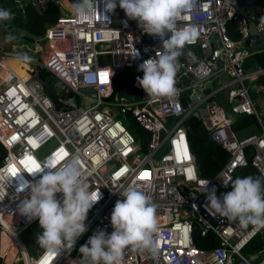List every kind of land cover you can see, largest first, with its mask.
<instances>
[{
  "label": "built area",
  "instance_id": "1",
  "mask_svg": "<svg viewBox=\"0 0 264 264\" xmlns=\"http://www.w3.org/2000/svg\"><path fill=\"white\" fill-rule=\"evenodd\" d=\"M50 0H30L42 12ZM83 3L77 14L74 5ZM69 13L49 25L43 36L32 43L8 42L0 47V258L11 264L21 260L34 264L43 249L29 253L21 234L36 223L22 216L19 207L30 191V184L41 173L62 167L78 159L79 170L89 190L101 193V199L89 210L87 231L111 233V213L122 188L136 186L150 197L158 220V253L129 246L121 264H233L235 257L245 264H264V247L253 263L242 248L256 234L250 225L243 228L208 211L205 189L215 187L217 196L227 193L224 178L233 179L234 171L250 162L264 177V129L239 136L231 127L234 115L254 114L262 123L261 110L246 80H254L264 98V82H257L264 67L245 68L247 55L264 47L246 48L241 41L249 34L250 14L256 17L258 31L264 30V4L257 0H193L192 7L177 20L178 28H194V49H185L178 58L174 95L147 96L140 87L134 96L126 89L114 90L113 66L136 68L143 60L163 52L158 37L145 34L137 20L129 19L119 6L106 14L102 0H79ZM229 23L239 37L228 33ZM0 25L8 29L0 21ZM9 30V29H8ZM46 40V41H45ZM41 50V53L39 51ZM27 56V59H23ZM138 56V57H137ZM13 57L24 68L18 73L6 61ZM40 68L57 79L55 86L65 92L57 106L44 89ZM227 78H222L226 76ZM210 81L208 92L199 95ZM215 84H217L215 86ZM225 89L229 112L216 101H208ZM125 90L130 99L117 96ZM193 96H196L194 99ZM187 98L186 105L182 99ZM204 108L201 118L209 137L221 145L228 158L211 176L198 173L195 156L187 138L188 116ZM133 120L147 131L136 137L121 119ZM50 146L42 151L44 146ZM252 145L248 158L246 146ZM63 200V194L57 193ZM198 227L201 235L213 233L219 244L203 249L194 240ZM62 249L49 264H78L82 259L75 249ZM15 250L10 260L9 253Z\"/></svg>",
  "mask_w": 264,
  "mask_h": 264
},
{
  "label": "clouds",
  "instance_id": "2",
  "mask_svg": "<svg viewBox=\"0 0 264 264\" xmlns=\"http://www.w3.org/2000/svg\"><path fill=\"white\" fill-rule=\"evenodd\" d=\"M193 0H102L106 14L115 13L119 6L129 19L137 20L145 34L158 37L163 52L143 60L138 70L137 86L147 96L174 95L178 58L186 44L196 37L194 28H178L181 14L192 7ZM77 14L85 11L83 3L74 5ZM11 18L6 8L0 7V21ZM11 39V37H9ZM138 57V56H137ZM23 59H27L24 56ZM38 180L30 184V191L19 207L22 216L29 221L38 219L42 234L37 243L43 254L34 264H49V257H58L62 249L71 250L77 239L87 231L89 210L101 199V193L89 190L79 170L78 159L62 167L47 171L39 169ZM232 185V191L217 196V189H205L207 209L238 221L243 228L264 229V177H230L224 183ZM63 194V200L57 198ZM124 199H118L111 213L113 231L109 234L98 230L79 248L82 254L78 264H121L124 250L137 247L158 253V220L155 205L149 196L136 186L129 185L120 191Z\"/></svg>",
  "mask_w": 264,
  "mask_h": 264
},
{
  "label": "trees",
  "instance_id": "3",
  "mask_svg": "<svg viewBox=\"0 0 264 264\" xmlns=\"http://www.w3.org/2000/svg\"><path fill=\"white\" fill-rule=\"evenodd\" d=\"M68 1L71 4H76L79 0ZM257 1L264 4V0ZM57 3V0H50L48 6L42 12H37L29 2L24 6L23 15L20 17L16 14H13L11 17L12 22L10 23L12 24L14 30L19 27H22L26 30L27 34H20L19 36H25L28 39H32L33 37H41L46 32L48 26L55 23L58 18L62 16ZM0 7H7V10L13 11L16 8L15 1L6 0L5 5L0 4ZM228 33L232 38L237 39L239 37V33L233 23H229ZM5 39V35L0 32V47H4L8 44ZM194 48L195 46L186 44L183 50ZM254 54L257 64L260 67H264V50ZM134 71V69L131 70L125 66L119 67V69L116 71L114 70V90L116 91L119 89H126L134 96L139 95L140 89L138 92L137 81L133 80V76L135 74ZM39 75L43 81L44 89L47 94L53 99L57 106H61L62 102L60 99L66 95H70L72 92H65L63 89L55 86V81L57 78L46 69L40 68ZM256 81L264 82V73L259 75ZM185 124L187 125V138L190 148L195 156L198 173L202 176L214 175L226 162L228 158V152L209 137V133L199 116L194 114L188 116V118L185 120ZM251 125H257V132L260 131V125L257 121V117L254 114L242 113L233 116L231 121V127L237 131L239 136H242V132ZM129 129L136 137H147V131L134 123L133 120H129ZM252 152L253 147L252 145L248 144L246 146V154L249 159L252 155ZM246 176L262 177L258 169L250 162H248V164L245 166L238 167L234 171L233 180L237 177L242 178ZM232 190V185L230 183L226 191L230 192ZM193 236L195 243L203 249H209L219 244L218 238L213 233L208 232L205 235H201L197 226L194 229ZM262 247H264V229H262V232L256 234L247 244H245L242 249L256 252ZM75 251L79 252V249H75ZM0 264H5L2 262L1 258ZM11 264H23V262L21 260H17ZM238 264L245 263L238 259Z\"/></svg>",
  "mask_w": 264,
  "mask_h": 264
},
{
  "label": "rangeland",
  "instance_id": "4",
  "mask_svg": "<svg viewBox=\"0 0 264 264\" xmlns=\"http://www.w3.org/2000/svg\"><path fill=\"white\" fill-rule=\"evenodd\" d=\"M58 4V6H59V10H60V14L61 15H65V14H67V13H69V10L67 9H65L64 8V4L63 3H57ZM10 20V22H12L11 20V18L9 19ZM0 32L2 33V34H4L5 35V37H6V42H13V43H15L16 45L17 44H25V43H32V39H35V38H37V37H33L32 39H28L27 37H25V36H19L20 34H22V35H25V34H27V32H26V30L24 29V28H22V27H19V28H16L15 30H13V31H10V30H8V29H6V28H4L3 26H1L0 25ZM9 37H11V39H9ZM39 53H41V50L39 51ZM107 63L108 64H110L112 67H113V69L116 71V70H118L119 69V67H116V66H113V61H112V57H111V55H109L108 56V60H107ZM130 67H128V69H129ZM131 70H135L134 71V76H133V80L135 81L136 80V78L139 76L140 77V75H139V73H138V71H137V69L136 68H130ZM139 89H140V87H138V92H139ZM216 101L217 103H219V104H221L222 105V107L224 108V110L226 111V112H229V108H228V105H227V103L226 102H224V100L222 99V91H219V92H217V94H215V95H213V96H211L209 99H207V100H205L204 101V103H207L208 101ZM116 118H119V119H121L122 120V122L127 126V127H129V120H124L123 119V116H122V114L121 113H117V114H115L114 115ZM134 123H136L135 121H133ZM137 124V123H136ZM250 127H254V126H250ZM255 128V130L254 131H258V128H257V125H256V127H254ZM50 142H49V144H47L46 146H44V148L42 149V151H44L45 149H47L49 146H50ZM42 232H43V229L40 227V225H39V223H36L35 225H32L31 227H29L28 229H26L20 236H21V238L25 241V244H26V247H27V249H28V251H29V253H32V254H35L36 253V251L38 250H41V248H40V246L38 245V243H37V236L39 235V234H42ZM94 233L92 232V229L91 230H89V231H87V233L83 236V239L84 240H87V239H89L92 235H93ZM242 251V253L245 255V256H247L253 263H256L257 261H258V259L257 258H254V259H252V258H250V256L252 255V254H254V253H257V251L255 252V251H246V250H244V249H242L241 250ZM235 257V261H234V263L233 264H238V259H237V257L236 256H234Z\"/></svg>",
  "mask_w": 264,
  "mask_h": 264
},
{
  "label": "crops",
  "instance_id": "5",
  "mask_svg": "<svg viewBox=\"0 0 264 264\" xmlns=\"http://www.w3.org/2000/svg\"><path fill=\"white\" fill-rule=\"evenodd\" d=\"M15 1V0H14ZM29 1L30 0H20V4H21V6H22V8H23V12H22V15H23V13H24V6L27 4V3H29ZM5 2H6V0H4V4L3 5H5ZM57 2L58 3H63L64 4V8L67 10H71L72 9V6H73V4H71L68 0H57ZM0 4H2V3H0ZM16 6V5H15ZM6 9H7V7H6ZM10 13H11V17H12V15L13 14H16L15 13V10H13V11H10ZM17 15V14H16ZM255 22L256 21V17H253L252 16V14H250V18H249V24H252V22ZM8 22L10 23V20L8 19ZM11 24V23H10ZM12 25V24H11ZM250 41H248V36L247 37H245L240 43H241V46H243V47H246V48H254V47H264V44L262 45V46H258V45H256L255 43L253 44V45H250V43L251 42H256V39H249ZM246 41H248V42H250L249 43V46L248 45H246L245 44V42ZM255 54L254 53H251V54H249V55H247L246 56V58H245V62H244V65H245V68L246 69H248V70H251V69H253V68H256V67H259V65L257 64V62H256V59H255ZM222 78H224L225 79V76H223ZM246 83H248V84H250V91H251V93H252V95H253V97H254V99H255V101H256V105H257V108H258V110H261L262 111V113H261V119H262V123L260 122V121H258V119H257V121H258V123H259V125H260V131L261 130H263L264 129V98H263V96L261 95V93L258 91V89H257V87H255V85H254V83H255V81L254 80H246ZM219 91H222V99L224 100V102H226V92H225V89H223V90H219ZM218 91V92H219ZM234 116H236V115H234ZM252 126H254V127H256V125H252ZM254 127H247L243 132H242V136L241 137H243V136H246V135H249V134H252V133H259V132H256V131H254L255 130V128ZM92 232H93V230H92ZM94 233V232H93ZM88 240V239H87ZM87 240H84V239H82L80 242H79V244H78V246L76 247V249H79L82 245H84L86 242H87ZM75 253L76 254H78L81 258H82V254L80 253V252H77V251H75Z\"/></svg>",
  "mask_w": 264,
  "mask_h": 264
},
{
  "label": "water",
  "instance_id": "6",
  "mask_svg": "<svg viewBox=\"0 0 264 264\" xmlns=\"http://www.w3.org/2000/svg\"><path fill=\"white\" fill-rule=\"evenodd\" d=\"M0 3L4 4V0H0ZM15 5H16V8H15V13L18 15V16H22V12H23V8L20 4V0H15ZM3 24H6L8 29L10 31H13L14 28L13 26L8 22V20H5V21H1ZM248 25H249V34H248V41H250L249 39H256V42H248L246 41L245 44L249 46V43L250 45H253L254 43L258 46H262L264 44V30L262 31H258L256 29V26H255V22L253 21L252 24H249L248 22ZM46 41V40H45ZM225 78H227V75L225 76ZM217 84H215L216 86ZM204 88L203 89H197V92L199 95H202L203 93L205 92H208L211 88V82L210 81H206L205 84H204ZM117 96L118 97H125L126 99H130L132 97V95L130 93H128L127 91L125 90H120L117 92ZM194 99H196V96H193ZM186 101H187V98H183L182 99V102L184 105H186ZM204 112V108H201L199 111H195L194 112V115L198 116L200 113H203ZM94 233H96V230H93ZM250 258L254 259V258H257V255L256 254H252L250 256Z\"/></svg>",
  "mask_w": 264,
  "mask_h": 264
},
{
  "label": "bare ground",
  "instance_id": "7",
  "mask_svg": "<svg viewBox=\"0 0 264 264\" xmlns=\"http://www.w3.org/2000/svg\"><path fill=\"white\" fill-rule=\"evenodd\" d=\"M6 61L9 62L15 68V70L18 73H20V74H25L26 73L24 68H22L19 65L18 60L16 58L8 57V58H6ZM14 250H15V246H13V250L9 253L8 260H10L11 256L13 255Z\"/></svg>",
  "mask_w": 264,
  "mask_h": 264
}]
</instances>
